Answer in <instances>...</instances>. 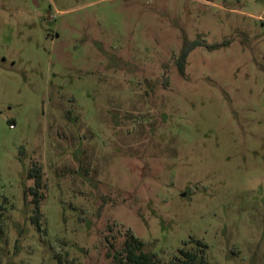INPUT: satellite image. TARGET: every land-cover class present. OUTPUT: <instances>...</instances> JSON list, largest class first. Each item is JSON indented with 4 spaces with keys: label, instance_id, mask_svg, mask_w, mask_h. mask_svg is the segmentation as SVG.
<instances>
[{
    "label": "rangeland",
    "instance_id": "rangeland-1",
    "mask_svg": "<svg viewBox=\"0 0 264 264\" xmlns=\"http://www.w3.org/2000/svg\"><path fill=\"white\" fill-rule=\"evenodd\" d=\"M1 199L0 264H112L125 230L264 264V0H0Z\"/></svg>",
    "mask_w": 264,
    "mask_h": 264
},
{
    "label": "trees",
    "instance_id": "trees-1",
    "mask_svg": "<svg viewBox=\"0 0 264 264\" xmlns=\"http://www.w3.org/2000/svg\"><path fill=\"white\" fill-rule=\"evenodd\" d=\"M192 47L185 48L178 62V67L181 70L184 64V59ZM28 178L33 180V186L25 188L23 192L24 200L28 194L33 196L32 204L35 207L37 215L31 218L34 223L39 217V204L43 195L42 173L40 167L34 165L28 172ZM7 200H0V236L4 232V214L7 209ZM39 226V225H38ZM125 240L120 250L113 254L112 264H206L205 249L206 245L200 240H190L183 242L180 249L177 250L167 262L162 261L155 252L145 250V244L132 234L130 230L124 232ZM191 245L190 248L187 246Z\"/></svg>",
    "mask_w": 264,
    "mask_h": 264
}]
</instances>
